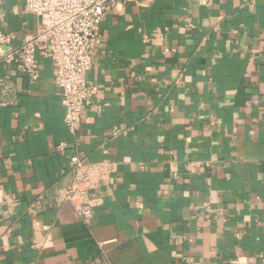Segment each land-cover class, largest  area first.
<instances>
[{
	"label": "crops",
	"instance_id": "0c3cea01",
	"mask_svg": "<svg viewBox=\"0 0 264 264\" xmlns=\"http://www.w3.org/2000/svg\"><path fill=\"white\" fill-rule=\"evenodd\" d=\"M0 21L14 45L38 29L22 0H2ZM39 63L32 83L0 61L14 91L0 106V264H264V0L119 4L76 136ZM75 142L116 164L90 220L59 200Z\"/></svg>",
	"mask_w": 264,
	"mask_h": 264
},
{
	"label": "built area",
	"instance_id": "2783aa9c",
	"mask_svg": "<svg viewBox=\"0 0 264 264\" xmlns=\"http://www.w3.org/2000/svg\"><path fill=\"white\" fill-rule=\"evenodd\" d=\"M22 1L25 11L37 17L38 29L14 45L16 35L6 31L0 21V61L16 63L30 82L36 83L41 77L39 58H49L55 68L54 82L62 93L66 127L76 136L100 91L88 82L100 24L119 4L128 0ZM13 92L12 83L0 77V106L12 105L9 97ZM123 132L125 130H116L114 135ZM74 144L75 150L70 155L73 179L61 191L59 200L69 202L82 220H90L100 202L92 193L109 183L116 164L109 160L90 162L79 151L78 142ZM59 149L66 152L67 144L62 143ZM8 197L0 181V212Z\"/></svg>",
	"mask_w": 264,
	"mask_h": 264
}]
</instances>
